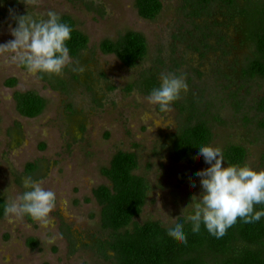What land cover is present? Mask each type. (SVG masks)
Wrapping results in <instances>:
<instances>
[{
	"label": "rangeland",
	"instance_id": "374dc122",
	"mask_svg": "<svg viewBox=\"0 0 264 264\" xmlns=\"http://www.w3.org/2000/svg\"><path fill=\"white\" fill-rule=\"evenodd\" d=\"M256 1L237 3L243 9ZM161 2V15L148 21L138 15L136 0H38L36 5L0 0V44L14 39L11 29L20 17L47 18L48 11L72 17L90 40L80 61L71 59L58 76L63 85L56 89L0 57V193L6 201L18 199L27 165L38 164L45 168L39 180L57 196L48 229L27 217L13 224L0 219V264H114L113 254L106 256L99 247L113 234L102 226L93 191L110 185L101 171L119 151L137 155L136 174L149 185L137 224L170 227L177 216L188 215L192 198L202 192L193 174L209 167L197 153L191 161H179L172 151L191 109L211 126V146L223 153L230 145L244 146L245 164L264 170V80L241 75L251 55L241 18L217 6L197 17L186 0ZM127 31L143 34L148 43L147 59L134 68L99 50L102 41ZM178 72L186 74L189 91L170 112L160 113L146 99L143 82ZM10 79L17 80L16 87L6 86ZM27 91L47 103L34 119L16 108L14 94ZM31 239L37 247L28 245Z\"/></svg>",
	"mask_w": 264,
	"mask_h": 264
},
{
	"label": "trees",
	"instance_id": "16d2710c",
	"mask_svg": "<svg viewBox=\"0 0 264 264\" xmlns=\"http://www.w3.org/2000/svg\"><path fill=\"white\" fill-rule=\"evenodd\" d=\"M186 2L197 17L209 13L215 6L236 13L243 22L241 33L244 42L251 49L241 75L245 80H264V0L243 9L238 6L237 0ZM135 6L138 15L148 21L156 20L164 9L161 0H136ZM61 18L73 28L72 39L68 43L71 59L80 61L89 48L90 40L77 28L72 17L64 15ZM99 50L104 55H114L127 68L144 62L149 52L145 36L135 31H127L117 40L102 41ZM39 78L54 89L63 85L58 76L44 75ZM17 83L16 79H10L6 86L14 88ZM159 84L157 76L151 75L143 82L144 91L149 94ZM14 100L18 113L29 119L41 116L47 107L46 100L34 91L16 92ZM190 112V119L174 136L171 144L179 161H191L200 145H210L214 139L209 123L198 119L195 109ZM223 154L227 164L243 166L248 152L244 146L230 145ZM44 169L38 164H28L26 176L39 180ZM138 169L139 161L135 153L119 151L109 166L101 171L110 185L99 186L93 191V198L101 208L102 226L113 234L111 241L99 247L106 256L109 252L113 254L114 264H264V219L258 223L238 220L221 239L211 236L203 226L200 233L193 234L191 226L186 225L187 245L170 238L166 227L159 222L137 224L136 219L142 215L149 194L147 180L136 174ZM5 203L0 193V219L4 218ZM262 209L264 205L256 206V210ZM28 245L35 248L38 243L31 239Z\"/></svg>",
	"mask_w": 264,
	"mask_h": 264
},
{
	"label": "clouds",
	"instance_id": "9594fccd",
	"mask_svg": "<svg viewBox=\"0 0 264 264\" xmlns=\"http://www.w3.org/2000/svg\"><path fill=\"white\" fill-rule=\"evenodd\" d=\"M29 2L36 5L38 0ZM46 17L36 14L20 17L17 27L11 29L14 39L0 44V57L24 68L32 76H62L71 64L68 43L73 28L55 11H48ZM76 70L84 71L83 68ZM188 91L186 74L162 73L159 86L152 88L146 99L160 113H168ZM157 127H160L159 122ZM197 155L209 165L193 174L200 178L202 192L199 197L192 198V211L188 215L177 216L174 224L166 227L170 238L187 245L185 226L190 225L193 234L200 233L203 226L211 236L221 239L238 220L258 223L264 219V209L256 210L257 205H264V170L257 171L247 164L225 166L220 147L200 145ZM22 185L23 194L4 204V219L13 224L28 217L48 229L57 208L56 193L45 188L43 180L29 177L22 181ZM191 186L196 187L195 181ZM49 243H54V238Z\"/></svg>",
	"mask_w": 264,
	"mask_h": 264
}]
</instances>
